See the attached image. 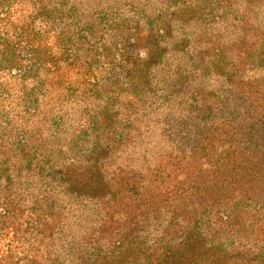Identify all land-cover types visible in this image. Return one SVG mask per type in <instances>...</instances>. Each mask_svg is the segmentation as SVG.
<instances>
[{"label":"rangeland","instance_id":"374dc122","mask_svg":"<svg viewBox=\"0 0 264 264\" xmlns=\"http://www.w3.org/2000/svg\"><path fill=\"white\" fill-rule=\"evenodd\" d=\"M248 119L264 0H0V264H264Z\"/></svg>","mask_w":264,"mask_h":264},{"label":"trees","instance_id":"16d2710c","mask_svg":"<svg viewBox=\"0 0 264 264\" xmlns=\"http://www.w3.org/2000/svg\"><path fill=\"white\" fill-rule=\"evenodd\" d=\"M255 125V126H254ZM242 129H244L243 131V133H246V131H248L249 129H252L253 127H254V129H252V130H257V128H262V129H264V121H262V123H258V124H255V123H252L249 119L247 120V122H246V120L242 123ZM248 133H252L251 131L250 132H248ZM261 136H264V134H261ZM261 144H263L264 145V142H262ZM252 145V144H251ZM249 148V157L250 158H254V159H256V160H259L258 159V156H259V154L258 153H255V152H251L250 151V146L248 147ZM261 154H263L264 155V150L261 152ZM249 158V159H250ZM248 159V160H249ZM169 264H178V263H180L179 261H177V260H173V261H170V262H168ZM168 263H166V264H168Z\"/></svg>","mask_w":264,"mask_h":264}]
</instances>
